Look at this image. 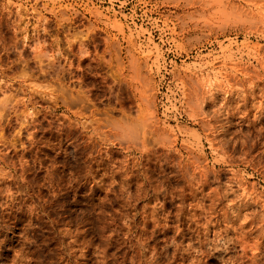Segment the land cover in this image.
Here are the masks:
<instances>
[{
  "label": "rangeland",
  "instance_id": "1",
  "mask_svg": "<svg viewBox=\"0 0 264 264\" xmlns=\"http://www.w3.org/2000/svg\"><path fill=\"white\" fill-rule=\"evenodd\" d=\"M0 264H264V0H0Z\"/></svg>",
  "mask_w": 264,
  "mask_h": 264
}]
</instances>
